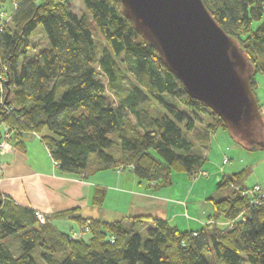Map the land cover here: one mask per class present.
I'll use <instances>...</instances> for the list:
<instances>
[{
  "label": "trees",
  "instance_id": "obj_1",
  "mask_svg": "<svg viewBox=\"0 0 264 264\" xmlns=\"http://www.w3.org/2000/svg\"><path fill=\"white\" fill-rule=\"evenodd\" d=\"M73 1L0 0V137L7 125L11 143L24 149L25 133L40 135L61 173L72 177L86 176L96 161L103 170L130 168L138 179L158 187L170 183L173 169L196 178L207 160L196 153L190 138L198 114L213 115L215 126L232 136L227 126L186 95L156 50L124 18L119 0H81L90 23L75 13ZM203 1L244 49L255 75L264 74V0ZM9 2L15 4L12 12L6 8ZM93 23L107 46L96 42ZM39 26L44 27L50 48L27 60L32 34ZM119 63L135 82L124 96L118 87L123 77ZM102 76L116 92L118 105L110 101ZM252 88L255 92V81ZM148 100L163 107L164 114L155 117L141 108ZM178 101L188 109L177 106ZM232 137L252 151L261 149ZM245 175L241 172L234 178L242 180ZM227 184L221 181L218 188ZM3 201L0 264H40L33 256L37 248L42 250L41 264H211L204 257L207 252L224 264H264V204L250 206L249 198L238 192L213 200L214 218L234 225L227 230L207 225L196 235L163 219L131 217L133 226L151 222L150 229L139 233L123 221L106 223L64 213L63 217L89 227L87 240L58 234L42 225L34 210L11 198ZM102 202L103 196L98 197Z\"/></svg>",
  "mask_w": 264,
  "mask_h": 264
},
{
  "label": "crops",
  "instance_id": "obj_2",
  "mask_svg": "<svg viewBox=\"0 0 264 264\" xmlns=\"http://www.w3.org/2000/svg\"><path fill=\"white\" fill-rule=\"evenodd\" d=\"M203 115L208 116L207 119L204 116L200 118L201 122L196 124L197 128L190 138L194 141L196 153L209 159L210 153L206 154L213 141L218 143L219 137L223 146L229 144L230 134L215 126L213 116ZM209 125L215 127L210 128ZM22 141L24 149L13 148L7 154H0V165L4 168L0 178L3 199L11 198L23 208L43 213L52 231L71 236L77 234L76 239H84L87 234L89 239L91 232L84 233L85 227L69 217H63L66 212H76V216L83 219L106 223L123 221L126 228L139 233L150 229L151 222L133 226L131 217L163 219L183 233H195L207 225L227 230L230 227L228 221L214 218V201L234 197L236 192L240 193L238 188H249L245 186L246 175L242 180L234 178L244 170L227 174L230 172L226 167L222 168L230 162H225L224 153L218 158L219 165L214 162L204 167L210 170L209 174L202 168L201 173L207 175L199 174V178L192 179L188 173L173 169L170 183L158 187L155 182L138 179L130 168L103 170L96 161L90 165L86 176H68L55 165L40 135L29 131ZM247 149L250 152L259 151ZM221 181L228 184L218 188ZM102 196L103 202L99 204L98 197Z\"/></svg>",
  "mask_w": 264,
  "mask_h": 264
},
{
  "label": "water",
  "instance_id": "obj_3",
  "mask_svg": "<svg viewBox=\"0 0 264 264\" xmlns=\"http://www.w3.org/2000/svg\"><path fill=\"white\" fill-rule=\"evenodd\" d=\"M124 18L232 136L264 149V115L253 91L254 66L203 0H119ZM1 115V114H0ZM0 190V208L3 205Z\"/></svg>",
  "mask_w": 264,
  "mask_h": 264
},
{
  "label": "rangeland",
  "instance_id": "obj_4",
  "mask_svg": "<svg viewBox=\"0 0 264 264\" xmlns=\"http://www.w3.org/2000/svg\"><path fill=\"white\" fill-rule=\"evenodd\" d=\"M7 5H8L6 7L7 10L9 12H12V9L14 8L15 4L9 2ZM72 7H73V10L75 11V13H78L80 16H84V17L86 16L88 18L87 19L88 23L93 22L90 13L87 12L86 7L83 4V1H81V0L73 1ZM92 30H93V33H95L96 42L98 44H101L102 47L107 46L108 44L106 43V40L104 39L103 35L98 32L94 23L92 25ZM30 41H31V49L26 56L27 60H32L34 57H36L37 53L40 50L50 48L49 40H48V37L46 36V33L44 31L43 26H39L35 30V32L32 34ZM120 65H121V74L120 75H122L124 78L122 77V79H120V82L118 83V87L121 90V95L124 96L129 88H133V85L135 84V82H134L133 76L130 75V73H128L125 70V66L122 64H120ZM102 80L104 81V83L108 87L109 83H108L107 78L102 76ZM254 81H255V92L257 93V96L259 99L258 101L261 105V110L263 113L264 112V74L262 72H258L254 76L253 82ZM107 89H108L107 94H108V97L110 98V101L113 104L118 105L117 98H115L116 92L113 89L111 90L110 87H108ZM176 104H177V106H180L183 110L188 109L180 101L176 102ZM141 108L146 109V110L148 109L149 112L152 115H154L155 117L162 116L165 112L164 108L161 107L154 100L146 101V103L143 104ZM211 113H212V111H211ZM208 115L211 117L213 116L210 114H208ZM199 116H200L199 117V119H200V118H203L204 115L201 113ZM207 117L208 116L205 115L204 119H207ZM130 119H132L133 123L136 122V119H134L133 116H130ZM199 122H201V121L199 120ZM5 128L9 129V127L7 125H5ZM111 138H114V135H112ZM1 139H2V136L0 137V141H1ZM217 140H219L218 143L216 140L213 141V144H211V146H210V151L206 154V156H208V154L210 153L211 157H209V159L206 158L207 160L203 166V170H205L209 174L210 170L206 169L204 167L207 165V163H214V162L217 165H219L218 164V160H219L218 158L220 155H222V153H224L222 157L223 158L226 157L230 160V162L227 164L228 166L225 165L222 167L223 169L226 167L227 171L230 172L227 174H233L236 171L240 172V171L244 170L246 172L245 186L247 188L253 187L257 184H260L264 188V182H262L264 180V149L261 148L257 152H250L247 149L248 147L242 146L237 141H235L231 136H230V141H229L230 143L226 144V145L224 144V146L221 144L219 137ZM10 145H12L13 148H15L13 143H11ZM220 158H221V156H220ZM0 166L4 171L3 166L2 165H0ZM218 168L220 169V166H218ZM3 171L0 172V178L3 175ZM197 178H199V177H197ZM197 178H195V179H197ZM261 183H263V184H261ZM237 190H239L240 193H242V191H243V190H240L239 188ZM47 223L48 222L46 221V223H43V224H47ZM228 224L230 227L233 225L231 223V221H228ZM86 228L83 229L84 233L88 232V230H86ZM88 237H89L88 234L84 235L85 240H87ZM145 237H146V234H145ZM11 243L13 245H17L15 243V240L11 241ZM15 247H17V246H15ZM41 252H42L41 248H37L36 250L33 251V256L35 257L36 261L40 264L42 263ZM204 257H206V259L211 264H224L223 261L221 259L217 258L213 252L205 253ZM244 264H248V263H244Z\"/></svg>",
  "mask_w": 264,
  "mask_h": 264
},
{
  "label": "built area",
  "instance_id": "obj_5",
  "mask_svg": "<svg viewBox=\"0 0 264 264\" xmlns=\"http://www.w3.org/2000/svg\"><path fill=\"white\" fill-rule=\"evenodd\" d=\"M1 135H2V139L0 141V154L4 155L13 149V146L10 145L13 135H11V132L8 128L3 129V133ZM225 162L226 163L229 162V159L226 158ZM55 165L57 166L56 162H55ZM2 171L3 169L0 166V172ZM200 174L203 176L207 175V173H204V174L200 173ZM242 195L245 196L246 198H249L250 206L257 207V206H260L261 204H264V188L260 184L255 185L253 187H249L248 189H243ZM35 215L37 217V220L40 221L41 224L46 223V216L43 213L35 212ZM86 230H88L89 232L90 231L89 227H87ZM196 234L197 233L195 232L194 235ZM76 237H77V234H74V236H72L73 239H76Z\"/></svg>",
  "mask_w": 264,
  "mask_h": 264
}]
</instances>
